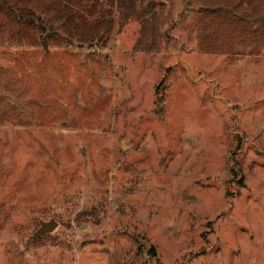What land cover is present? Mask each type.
Returning <instances> with one entry per match:
<instances>
[{"label": "rangeland", "instance_id": "1", "mask_svg": "<svg viewBox=\"0 0 264 264\" xmlns=\"http://www.w3.org/2000/svg\"><path fill=\"white\" fill-rule=\"evenodd\" d=\"M117 1L105 45L0 30V264H264V49Z\"/></svg>", "mask_w": 264, "mask_h": 264}, {"label": "trees", "instance_id": "2", "mask_svg": "<svg viewBox=\"0 0 264 264\" xmlns=\"http://www.w3.org/2000/svg\"><path fill=\"white\" fill-rule=\"evenodd\" d=\"M117 8V0H0V30L5 28L10 40L30 44L45 35L70 45H105ZM75 31L85 35L76 39ZM199 41L211 51L226 41L264 49V0H208ZM151 251L155 255V247Z\"/></svg>", "mask_w": 264, "mask_h": 264}, {"label": "water", "instance_id": "3", "mask_svg": "<svg viewBox=\"0 0 264 264\" xmlns=\"http://www.w3.org/2000/svg\"><path fill=\"white\" fill-rule=\"evenodd\" d=\"M44 47L47 49V41H43ZM58 226V222L52 218L49 221H42L39 229H37L34 234L30 237V240L37 239L38 237L52 232Z\"/></svg>", "mask_w": 264, "mask_h": 264}]
</instances>
